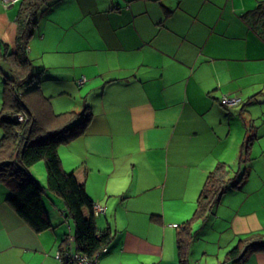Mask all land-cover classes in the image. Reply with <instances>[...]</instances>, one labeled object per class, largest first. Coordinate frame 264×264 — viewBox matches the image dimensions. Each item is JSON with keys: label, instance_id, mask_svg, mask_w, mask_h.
I'll return each mask as SVG.
<instances>
[{"label": "crops", "instance_id": "crops-1", "mask_svg": "<svg viewBox=\"0 0 264 264\" xmlns=\"http://www.w3.org/2000/svg\"><path fill=\"white\" fill-rule=\"evenodd\" d=\"M20 6L0 1L1 51L15 50ZM37 19L31 53L53 107L72 109L69 95L86 79L88 98L75 109L91 105L92 120L59 152L105 207L97 226L114 237L98 264H179L173 224L192 216L220 161L249 172L195 223L206 229L196 239L213 245L198 251L193 241L190 264H221L242 236L264 233V0H51ZM2 95L0 79V109ZM224 95L240 102L224 106ZM9 193L0 180V264H63L56 252L72 230L63 199L46 192L51 227L36 231ZM228 264H264V252Z\"/></svg>", "mask_w": 264, "mask_h": 264}, {"label": "trees", "instance_id": "trees-1", "mask_svg": "<svg viewBox=\"0 0 264 264\" xmlns=\"http://www.w3.org/2000/svg\"><path fill=\"white\" fill-rule=\"evenodd\" d=\"M50 1L21 0L16 19L15 50L9 47L0 50V59L6 60L13 72L11 77L7 75L4 78L0 109V128L3 130L0 139V180L10 189L9 204L36 231L51 227L45 207L46 192L60 196L66 207L64 219L72 225L75 251L92 256L103 247L108 248L114 233L109 227L98 228L96 217L104 213H96V203L85 184L78 180L76 169L66 170L59 152L62 144L66 145L85 134L93 117L92 107L87 104L81 111L56 112L52 97L44 93L40 83L30 86L37 75L28 48L38 26V12ZM19 114L25 116L23 121L18 119ZM251 142L250 137L242 145L240 165L248 159ZM40 160L45 161L47 185H43L31 170ZM232 171L229 163L220 161L207 174L192 216L178 226L179 264H190L191 246L198 230L194 228L195 223L207 220L226 191L239 187L245 181L249 169L245 167L235 174ZM71 232L64 239L61 250L68 247ZM255 252H264L262 232L242 236L227 251L221 264L243 261Z\"/></svg>", "mask_w": 264, "mask_h": 264}, {"label": "rangeland", "instance_id": "rangeland-1", "mask_svg": "<svg viewBox=\"0 0 264 264\" xmlns=\"http://www.w3.org/2000/svg\"><path fill=\"white\" fill-rule=\"evenodd\" d=\"M14 48V47H13ZM36 52V51H35ZM35 52H33V53H31V44H29V48H28V54H29V57L32 59V61H33V63L36 65L35 66V68H34V70H35V73H36V77H35V82L33 83V84H31L30 86H36L37 84H39L40 82H37V79L39 80V75L40 74H43V73H41V72H43V70L42 71H40L39 73H37V65L38 64H41V59L38 57V56H36L35 55ZM0 63H1V65H2V72L0 71V79H1V82H2V86L4 85V78L5 77H8L7 75H9V77H11L12 76V74H13V72H12V69H11V67H10V65H9V63L6 61V60H1L0 61ZM80 78H82V77H78V79L77 80H79V81H77L78 83H79V85H81L82 87H74L75 89L72 91V94L71 95H69V98H70V100L71 101H73V103H71L70 105L72 106V109H69V110H76L75 109V106H77L78 108H79V106L81 105V103L84 101V99H85V96L87 95V98H88V93H87V91H86V89H87V85L85 86L84 85V82L83 83H81L80 82ZM85 83H86V81H85ZM74 85V84H73ZM75 85H78V84H75ZM80 90H82V93H81V97L80 96H78V91H80ZM48 92H54V91H50V90H48ZM45 93V92H44ZM46 94V93H45ZM75 96V97H74ZM99 96L100 95H98V98H99ZM57 97H55L54 99H56ZM93 99V97H90V100H92ZM222 103V102H221ZM223 104V103H222ZM224 105V104H223ZM56 107H54V110L56 111V112H62L61 110L63 109L62 107H61V101H59L56 105H55ZM224 106H228V105H224ZM82 108H83V105L80 107V111L82 110ZM58 110V111H57ZM77 111H79V110H77ZM93 111V110H92ZM23 121V120H22ZM61 149H63V147H66L65 145H61ZM34 170H35V174H36V176L39 178V179H41V173H40V171H42L43 172V170H44V174L47 176V170H46V167H45V161L44 160H40V161H38L37 163H35V167L33 168ZM97 219H101V217L100 218H97ZM109 219V222L110 223H112V225H114V221H115V219H113L112 218V221H111V217H109L108 218ZM121 218H119V220H120ZM107 220V219H106ZM100 225V224H99ZM179 227H180V225H178ZM178 226H175V227H178ZM215 226H217V221H216V223H215ZM196 229H198L197 230V233H199L198 234V236H201L202 235V233L204 232V231H206V229H204V227L203 226H201V224H197V227H196ZM195 229V230H196ZM203 240H204V238L201 240V239H196V240H194V244H195V247H197L198 248V251H200V247H201V244H203V245H209V246H212L213 244L212 243H208V242H203ZM213 240V239H212ZM174 244H175V248H176V250H177V235H176V238H175V242H174ZM107 251V250H106ZM103 252H105V251H101L100 252V255H101V253H103ZM100 255H99V257H100ZM99 257H98V263H99ZM115 264H117V260L115 261Z\"/></svg>", "mask_w": 264, "mask_h": 264}, {"label": "built area", "instance_id": "built-area-1", "mask_svg": "<svg viewBox=\"0 0 264 264\" xmlns=\"http://www.w3.org/2000/svg\"><path fill=\"white\" fill-rule=\"evenodd\" d=\"M5 6H8L9 4L17 1V0H0ZM86 79H81L80 82L83 83ZM221 102L224 105L232 106L236 105L240 102V98L237 96H228L224 95L221 97ZM19 120H24L25 116L23 114H19L18 116ZM96 213H105V207L101 204L95 205ZM174 226H178V224H173ZM71 232V230H70ZM72 233V232H71ZM74 241V235L73 233L69 235V245L64 250H60L57 252L56 257L62 262V263H77V264H98V257L100 255L101 251H106L108 248L105 246L101 250L97 251L94 255L88 256L86 254L78 253L74 250L72 246V242Z\"/></svg>", "mask_w": 264, "mask_h": 264}]
</instances>
